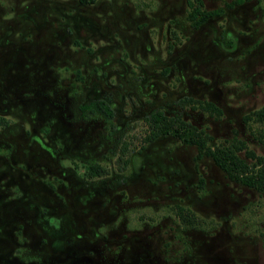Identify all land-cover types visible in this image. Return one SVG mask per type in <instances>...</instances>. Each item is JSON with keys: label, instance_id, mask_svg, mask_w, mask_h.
<instances>
[{"label": "rangeland", "instance_id": "rangeland-1", "mask_svg": "<svg viewBox=\"0 0 264 264\" xmlns=\"http://www.w3.org/2000/svg\"><path fill=\"white\" fill-rule=\"evenodd\" d=\"M262 106L264 0H0V264H264V191L145 139L159 110L264 158Z\"/></svg>", "mask_w": 264, "mask_h": 264}, {"label": "trees", "instance_id": "trees-1", "mask_svg": "<svg viewBox=\"0 0 264 264\" xmlns=\"http://www.w3.org/2000/svg\"><path fill=\"white\" fill-rule=\"evenodd\" d=\"M92 2L93 0H88ZM237 3L243 0H234ZM219 9L202 11L193 8L188 12L187 18L194 27H197L207 18L217 15ZM83 111L89 114L101 115L104 119L109 120L112 117L113 110L109 106L107 99H93L87 104L81 106ZM257 121H264V106L252 112L250 115ZM149 131L145 136L147 141L153 140L158 136H165L171 133L179 138L182 142L194 145L196 148V156H208L213 163L221 169L227 178L238 182L241 185L252 188L258 192L264 191V158L255 155L252 151L245 149L244 146L238 144L230 145H208L207 141L210 137L202 130H198L181 118L179 114L166 116L162 111L151 110L145 116ZM243 150L245 157L238 155V151ZM96 171L98 168L95 169Z\"/></svg>", "mask_w": 264, "mask_h": 264}, {"label": "flooded vegetation", "instance_id": "flooded-vegetation-1", "mask_svg": "<svg viewBox=\"0 0 264 264\" xmlns=\"http://www.w3.org/2000/svg\"><path fill=\"white\" fill-rule=\"evenodd\" d=\"M97 98H102V99H107V101H108V103H109V100H108V97L107 96H102V97H100V96H97V97H95V98H92V99H90L88 102H90L91 100H93V99H97ZM88 102H86V103H84V104H81V105H79V111H80V115L82 116V117H90V116H93V115H96V114H89L88 113V111H83L82 109H81V106H83V105H85V104H87ZM109 106L111 107V109L113 110V108H112V106L110 105V103H109ZM112 117H113V112H112ZM111 117V118H112ZM110 118V119H111ZM109 119V120H110ZM106 120V119H105ZM106 121H108V120H106ZM38 219H41L42 221H43V224H44V226H46L47 228H49V229H51V230H53V231H59V230H61V228H62V225L60 224V220L62 219V217H61V215H56V214H52V213H50V212H48V211H46V210H41L40 211V214L38 215Z\"/></svg>", "mask_w": 264, "mask_h": 264}]
</instances>
